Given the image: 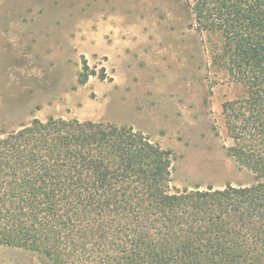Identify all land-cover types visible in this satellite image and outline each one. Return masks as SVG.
Instances as JSON below:
<instances>
[{
	"label": "trees",
	"instance_id": "obj_1",
	"mask_svg": "<svg viewBox=\"0 0 264 264\" xmlns=\"http://www.w3.org/2000/svg\"><path fill=\"white\" fill-rule=\"evenodd\" d=\"M186 3L242 86L222 115L256 181L172 188L173 151L134 127L35 118L0 132V245L52 264H264V0Z\"/></svg>",
	"mask_w": 264,
	"mask_h": 264
},
{
	"label": "rangeland",
	"instance_id": "obj_2",
	"mask_svg": "<svg viewBox=\"0 0 264 264\" xmlns=\"http://www.w3.org/2000/svg\"><path fill=\"white\" fill-rule=\"evenodd\" d=\"M186 0H0V132L49 117L125 124L173 151L172 188L250 185L223 103L242 93ZM87 62L91 75L79 73ZM105 77H102V75ZM0 264H52L0 245Z\"/></svg>",
	"mask_w": 264,
	"mask_h": 264
}]
</instances>
